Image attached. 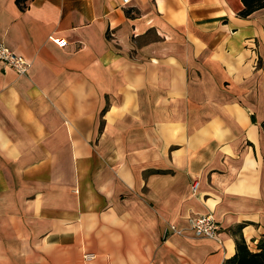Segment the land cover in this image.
Here are the masks:
<instances>
[{
  "label": "crops",
  "instance_id": "0c3cea01",
  "mask_svg": "<svg viewBox=\"0 0 264 264\" xmlns=\"http://www.w3.org/2000/svg\"><path fill=\"white\" fill-rule=\"evenodd\" d=\"M241 6L0 0V40L29 61L0 63V264H221L238 235L255 249L264 7ZM200 213L220 241L192 234Z\"/></svg>",
  "mask_w": 264,
  "mask_h": 264
},
{
  "label": "built area",
  "instance_id": "2783aa9c",
  "mask_svg": "<svg viewBox=\"0 0 264 264\" xmlns=\"http://www.w3.org/2000/svg\"><path fill=\"white\" fill-rule=\"evenodd\" d=\"M48 38L57 45H64L65 41L53 34H49ZM0 63L3 66L11 68L16 74H25L29 66V61L21 54L11 50L6 44L0 40ZM197 186V180H193L190 184L191 192H194ZM188 228L194 236H205L215 238L218 241L219 223L213 218L210 213H200L186 218ZM182 233V228L174 223L167 222L163 228V233ZM94 256L93 252H84L82 258L90 259Z\"/></svg>",
  "mask_w": 264,
  "mask_h": 264
},
{
  "label": "trees",
  "instance_id": "16d2710c",
  "mask_svg": "<svg viewBox=\"0 0 264 264\" xmlns=\"http://www.w3.org/2000/svg\"><path fill=\"white\" fill-rule=\"evenodd\" d=\"M28 0H15L19 9H24ZM242 6L237 11L241 17H247L252 11L263 8L264 0H240ZM264 32V24H263ZM221 264H264V233L256 241L255 249H249L241 235L234 237V251L225 257Z\"/></svg>",
  "mask_w": 264,
  "mask_h": 264
}]
</instances>
